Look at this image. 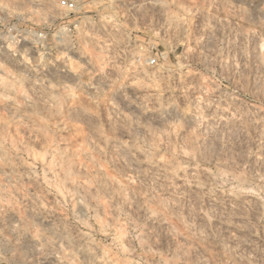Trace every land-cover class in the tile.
Instances as JSON below:
<instances>
[{"label": "clouds", "instance_id": "clouds-1", "mask_svg": "<svg viewBox=\"0 0 264 264\" xmlns=\"http://www.w3.org/2000/svg\"><path fill=\"white\" fill-rule=\"evenodd\" d=\"M0 264H264V0H0Z\"/></svg>", "mask_w": 264, "mask_h": 264}]
</instances>
